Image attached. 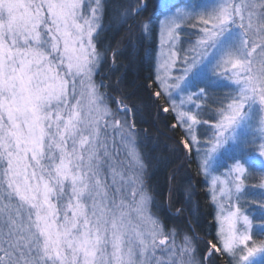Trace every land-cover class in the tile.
<instances>
[{"label":"snow or ice","instance_id":"snow-or-ice-1","mask_svg":"<svg viewBox=\"0 0 264 264\" xmlns=\"http://www.w3.org/2000/svg\"><path fill=\"white\" fill-rule=\"evenodd\" d=\"M0 264H264V0H0Z\"/></svg>","mask_w":264,"mask_h":264},{"label":"trees","instance_id":"trees-1","mask_svg":"<svg viewBox=\"0 0 264 264\" xmlns=\"http://www.w3.org/2000/svg\"><path fill=\"white\" fill-rule=\"evenodd\" d=\"M144 74H146V72ZM131 75H137V72H136L135 69H133L131 71ZM140 126L144 127L145 125L141 124ZM147 127H149V130L153 134H156L158 130H159L160 133H163L164 132L163 114L161 116V119L157 120L155 122V124H149V125H147ZM174 139H179V135L177 134V136H175ZM170 144H171V142L168 141L164 135H160L159 136V143L157 145L156 151L158 153H163V152L166 151V145H170ZM163 178H164V173L162 171L160 173V176H159V179L161 180V182H163Z\"/></svg>","mask_w":264,"mask_h":264},{"label":"rangeland","instance_id":"rangeland-1","mask_svg":"<svg viewBox=\"0 0 264 264\" xmlns=\"http://www.w3.org/2000/svg\"><path fill=\"white\" fill-rule=\"evenodd\" d=\"M259 180H260V178H259V177H257L256 181H254V182H257V183H258V182H259Z\"/></svg>","mask_w":264,"mask_h":264}]
</instances>
